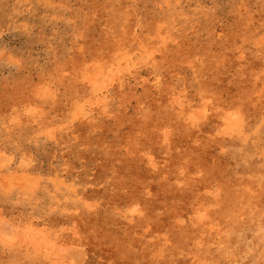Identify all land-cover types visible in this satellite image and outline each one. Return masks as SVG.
<instances>
[{"label":"rangeland","instance_id":"1","mask_svg":"<svg viewBox=\"0 0 264 264\" xmlns=\"http://www.w3.org/2000/svg\"><path fill=\"white\" fill-rule=\"evenodd\" d=\"M0 264H264V0H0Z\"/></svg>","mask_w":264,"mask_h":264},{"label":"bare ground","instance_id":"2","mask_svg":"<svg viewBox=\"0 0 264 264\" xmlns=\"http://www.w3.org/2000/svg\"><path fill=\"white\" fill-rule=\"evenodd\" d=\"M189 107H190V106H189ZM206 110H207V108H206ZM43 172H44V171H43ZM88 222H89V221H88ZM88 222H87V223H88ZM19 223H20V222H19ZM90 223H91V222H90ZM90 223H89V224H90ZM87 226H88V225H87ZM90 229H91V228H90ZM90 229H89V230H90ZM81 230H82V229H81ZM89 233H90V232H89ZM85 237H87V236H85ZM85 237H84V238H85ZM92 241H93V240H92ZM93 242H95V241H93ZM88 243H89V242H88ZM97 243H98V242H97ZM93 245H94V244H93ZM89 246H90V245H89ZM89 246H88V247H89ZM91 248H92V247H91ZM98 248H99V247H98ZM98 248H97V249H98ZM115 248H116V247H115ZM224 248H225V247H224ZM226 248H227V247H226ZM97 249H96V250H97ZM98 250H99V249H98ZM222 251H223V250H222ZM225 251H226V250H225ZM225 253H226V252H225ZM220 254H221V253H220ZM121 257H122V256H121ZM220 257H221V256H220ZM223 258H224V257H223ZM218 259H219V258H218ZM86 261H87V260H86ZM86 261H85V262H86ZM87 262H88V261H87Z\"/></svg>","mask_w":264,"mask_h":264}]
</instances>
